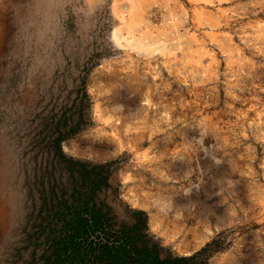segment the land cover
<instances>
[{
    "label": "rangeland",
    "instance_id": "1",
    "mask_svg": "<svg viewBox=\"0 0 264 264\" xmlns=\"http://www.w3.org/2000/svg\"><path fill=\"white\" fill-rule=\"evenodd\" d=\"M13 2L0 0V264L23 245L40 119L82 84L93 122L63 148L116 161L117 204L146 210L177 253L217 239L209 264H264V0H96L93 39L47 79L12 55Z\"/></svg>",
    "mask_w": 264,
    "mask_h": 264
},
{
    "label": "trees",
    "instance_id": "2",
    "mask_svg": "<svg viewBox=\"0 0 264 264\" xmlns=\"http://www.w3.org/2000/svg\"><path fill=\"white\" fill-rule=\"evenodd\" d=\"M85 84L76 98L42 115L33 138L30 209L14 264H209L218 240L180 254L152 232L146 210L116 198L115 160L93 162L65 152L63 142L92 122Z\"/></svg>",
    "mask_w": 264,
    "mask_h": 264
},
{
    "label": "clouds",
    "instance_id": "3",
    "mask_svg": "<svg viewBox=\"0 0 264 264\" xmlns=\"http://www.w3.org/2000/svg\"><path fill=\"white\" fill-rule=\"evenodd\" d=\"M98 11L96 0H14L12 55L23 64L30 62L29 71L38 78L51 77L63 67L65 57L71 58L93 39Z\"/></svg>",
    "mask_w": 264,
    "mask_h": 264
},
{
    "label": "bare ground",
    "instance_id": "4",
    "mask_svg": "<svg viewBox=\"0 0 264 264\" xmlns=\"http://www.w3.org/2000/svg\"><path fill=\"white\" fill-rule=\"evenodd\" d=\"M5 187H6L5 180H4V178H2V176L0 175V197H2V198H3L2 194H4V189H5ZM0 200H1V198H0ZM2 206H3V205H2ZM0 207H1V206H0ZM3 210H4V208H3Z\"/></svg>",
    "mask_w": 264,
    "mask_h": 264
}]
</instances>
